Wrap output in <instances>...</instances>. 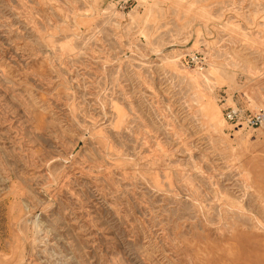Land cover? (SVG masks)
Listing matches in <instances>:
<instances>
[{"label":"rangeland","instance_id":"rangeland-1","mask_svg":"<svg viewBox=\"0 0 264 264\" xmlns=\"http://www.w3.org/2000/svg\"><path fill=\"white\" fill-rule=\"evenodd\" d=\"M233 107L264 109V0H0V264H264Z\"/></svg>","mask_w":264,"mask_h":264},{"label":"built area","instance_id":"built-area-1","mask_svg":"<svg viewBox=\"0 0 264 264\" xmlns=\"http://www.w3.org/2000/svg\"><path fill=\"white\" fill-rule=\"evenodd\" d=\"M224 121L235 127L259 129L264 127V109L243 115L240 110L233 107L225 113Z\"/></svg>","mask_w":264,"mask_h":264},{"label":"bare ground","instance_id":"bare-ground-1","mask_svg":"<svg viewBox=\"0 0 264 264\" xmlns=\"http://www.w3.org/2000/svg\"><path fill=\"white\" fill-rule=\"evenodd\" d=\"M221 123V122H220Z\"/></svg>","mask_w":264,"mask_h":264}]
</instances>
